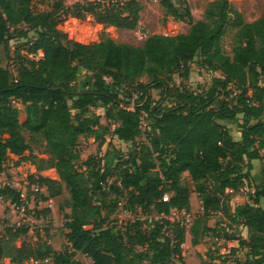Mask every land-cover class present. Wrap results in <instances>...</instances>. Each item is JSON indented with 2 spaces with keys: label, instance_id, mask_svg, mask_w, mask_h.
I'll return each mask as SVG.
<instances>
[{
  "label": "trees",
  "instance_id": "obj_1",
  "mask_svg": "<svg viewBox=\"0 0 264 264\" xmlns=\"http://www.w3.org/2000/svg\"><path fill=\"white\" fill-rule=\"evenodd\" d=\"M32 1L0 0V49L14 38H29L31 31L36 34L28 52L20 56L16 73L2 65L0 52V173L10 154L30 150L25 133L39 137L48 158L39 160L37 170L55 168L60 179L38 175L31 182L43 188L37 192L43 201L60 195L65 185L70 211L64 215L63 236L70 247L56 251L51 244L34 245L20 238L26 229H17L12 236L20 238V244L13 253H7L0 242V264L6 256L17 264L32 258H49L48 264H80L74 258L77 253L91 257L93 264H186L182 253L186 229L180 221L151 219L148 223L138 218L122 228L104 212L110 195V200L124 196V208L132 213L168 215L173 208L189 210L190 189L182 180L185 172L203 206V214L189 229L192 244H199L209 232L219 236L206 218L220 210L232 225L248 230V238L225 236L239 243L231 253L246 250L245 258L236 263L264 264V182L233 211L226 204V189H239L251 179V161L264 158V15L248 22L230 0H213L205 8L204 19L195 21L187 0L178 5L160 0L167 15L191 24L187 33L152 34L143 45L111 37L83 43L60 28L62 15L70 13L82 20L92 13L98 23L135 29L140 4L87 0L69 7L64 0H37L51 8L35 11ZM103 4V12H97ZM229 27L235 29L232 55L223 45ZM40 50L43 56L37 57ZM197 55L202 66L221 71L223 77H213L207 86L191 91L182 80L189 78ZM83 70L85 78L78 82ZM174 74L180 83L173 82ZM132 84L135 88L127 92L128 98L121 97L117 88ZM154 90L160 91L158 96ZM96 106L105 107V117L118 123L113 134L132 148L127 158L117 149L107 150L103 165L89 156L82 169L77 166L80 138L90 136L92 143L103 145L109 131L101 115L93 113ZM144 113L147 127L142 131ZM224 121L238 125L239 140ZM25 157L35 161L30 153ZM107 178L112 183L103 189L101 182ZM166 193L169 200L163 201ZM219 194L225 195L223 202ZM0 195L20 202L19 191L11 185L0 186ZM112 203L110 213L117 206ZM165 224L176 235L174 246L164 235Z\"/></svg>",
  "mask_w": 264,
  "mask_h": 264
},
{
  "label": "rangeland",
  "instance_id": "obj_2",
  "mask_svg": "<svg viewBox=\"0 0 264 264\" xmlns=\"http://www.w3.org/2000/svg\"><path fill=\"white\" fill-rule=\"evenodd\" d=\"M124 0H121L123 3ZM140 6V18L138 21V26L135 29H124L118 28L116 26L105 25L98 23L95 19V15L92 13H86L84 19L79 20L70 13L68 15H62L64 18L60 28L68 34L69 37L76 41L89 43L99 41L103 37H111L118 42H128L135 45H143L146 38L152 34H170L176 35L178 33H187L190 30L191 24L186 21H181L174 19L173 17L166 14V11L161 4L160 0H136ZM175 4H182L183 0H173ZM191 8L193 18L195 21L204 19V11L207 4L213 0H187ZM232 4L240 10L246 21H254L264 15V0H230ZM65 4L69 7L76 3H85L87 0H64ZM105 4V3H104ZM104 4L96 9V11L103 12ZM35 11L49 10L51 4L39 3L37 0H33L32 4ZM235 29L229 27L226 34L223 37V45L226 52L232 55V42L233 34ZM36 34L34 31L30 32L29 38H14L8 42L7 45L1 47V58L2 65L8 67L12 73L17 72V68L20 63V56L25 55L30 47L29 42L35 38ZM31 55H33L31 53ZM43 52L38 51L37 57H42ZM191 71H200L205 73L207 76L205 78L213 79L216 74H223L221 71L209 69L207 66H202V57L197 55L194 62L191 64ZM191 73V72H190ZM191 75V74H190ZM85 78V71H81L78 74V82ZM173 82L180 83L181 78L174 74ZM144 81L145 78H142ZM172 82V83H173ZM209 82L193 80L189 77L186 80H182L186 89L188 90H198V86ZM210 84V82H209ZM135 84L129 85L128 87H119L117 91L121 97L128 98L127 92L133 91ZM160 91L154 90V95L158 96ZM128 100V99H125ZM130 106H133V99H130ZM16 103L21 107V103L16 101ZM72 104V101H69ZM93 113L101 115V122L103 125H107L109 131L105 137V142L103 145H98L97 143H92L90 141V136H82L78 142L77 150L80 152V159L77 162L79 168H84V163L89 156H93L96 160L103 165L104 156L107 150L117 149L122 153L124 158H127V154L132 148V144L125 143L117 139L116 135L113 134L114 124L117 121L114 119H107L104 115L105 107L96 106L92 109ZM240 119L242 115H239ZM147 122V120H146ZM29 143L30 150L25 151L20 155L10 154L7 161L4 164V176L5 180L1 181L0 186L4 184H9L16 188L18 191L25 190L28 198L35 197L34 202L30 204L27 208L25 214L20 211H15L8 200H0V242H2L7 250V253H13V248L20 244V238H25L32 244H51L56 251L68 250L70 245L64 239L63 228L65 223V214L70 211L68 207V202L70 198L69 192L66 190L65 185L62 183V193L58 196L50 197L52 200V207L49 211L44 212L45 220H37L36 215L38 211L45 209L47 202H43L38 209V195L33 191L34 183L31 182L32 176L43 175L50 177L55 180H59L60 177L55 168H48L42 171L37 170V165L39 160L43 158H48L45 154L44 143L41 142L38 136H32L29 133H25ZM143 137H140L141 140ZM30 153L34 156L35 161L26 159V155ZM33 160V159H32ZM34 162V163H33ZM1 172V173H2ZM182 180L188 185L190 189V201L191 207L189 212L192 214L191 218L193 220L203 214L202 199L198 195L195 184L186 173L183 174ZM264 178L261 181L245 180L244 184L236 191L228 190L226 197V204H228L230 210L244 201L248 200L251 193V188L258 184H262ZM125 194V191L124 193ZM112 195L107 198V208L105 209V214L109 212V220H114L118 226L122 228L126 227L127 223H131L134 220H146L150 223V217L153 214H142L140 210L133 212L132 215H126L124 213L125 207V197L121 196L119 199H111ZM49 199V200H50ZM116 202L117 206L115 210L110 213V206L113 205L112 202ZM261 204L264 206V198L261 199ZM41 213V212H40ZM39 213V214H40ZM180 217H182L180 215ZM208 224L215 228V231L219 236H215L213 232H209L200 239L198 245H193L190 241V234L186 233L185 245H182L183 258L186 264H237V259H244L246 255L245 249H239L236 253H231L233 247L237 248L239 245H234L233 239H226V235L234 237H244L248 238V230L245 226L241 224H231L230 219L222 213L220 210L212 211L210 215L206 218ZM147 223V224H148ZM24 230L27 232L22 233L20 238L13 237L12 234L15 230ZM230 240V241H229ZM230 242V245H229ZM143 247L140 246L139 249ZM80 264H93V260L86 254L77 253L75 257ZM1 264H17L10 260L9 256L4 257L1 260ZM21 264H48L40 260L28 259ZM171 264V263H170Z\"/></svg>",
  "mask_w": 264,
  "mask_h": 264
},
{
  "label": "built area",
  "instance_id": "obj_3",
  "mask_svg": "<svg viewBox=\"0 0 264 264\" xmlns=\"http://www.w3.org/2000/svg\"><path fill=\"white\" fill-rule=\"evenodd\" d=\"M109 1H112L113 3H116L119 0H109ZM106 80L110 81L111 79L110 78H106ZM129 108H133V106L132 107L129 106ZM140 120H141L140 127H141L142 131H145V129L147 127V122H146L147 114L144 113L141 116ZM116 125L114 124L113 127L115 128ZM5 179H6V177L4 176V172L0 173V183H1V181L5 180ZM112 180H113L112 178H107L105 181H102L101 185H102L103 189H108L110 184L112 183ZM4 185H6V184H4ZM7 185H9V184H7ZM42 190H43V188L40 187L37 184H35L33 186V191L36 194V196H37V192L42 191ZM228 190L229 189H226V193H227ZM255 190H256L255 187H252L251 188V193H255ZM19 193H20V202L19 203H13L10 200H8V202L10 203L11 207L15 211H20L23 214V216H26L25 212H26L27 208L30 206V204L32 202H34L35 197H33L32 199L28 198L27 193H26L25 190L19 191ZM219 196L221 198V201L223 202L225 200V195L219 194ZM4 199H5L4 196L0 195V200H4ZM49 199L46 200V201L38 199V204H39L38 209H39L40 205L43 202H47L48 204L45 207L50 209V207H52L53 204H52V200L51 199L49 200ZM162 199H163V201H168L169 200V195L167 193L164 194ZM124 213L126 215H132V212L130 210H128V209H124ZM180 215L182 217H180ZM191 216H192V214L189 212V210L173 208V209H171V211H170V213L168 215L153 213L151 215V217H150V220L154 219L156 221H159L160 223L163 222V219L169 220L172 223H174L176 221H180L181 224H183L185 226L186 233H187V232H189V229H190L191 224L193 222V218H191ZM36 217H37V220H39V221H44L45 220V216H44L43 212H41L40 214L36 215ZM163 232H164L165 236L170 238V244L172 246H174L176 244V242H177V239H176V235L173 232V228L171 226H169L168 224H165L164 227H163ZM43 262L44 263L49 262V258H46L45 260H43Z\"/></svg>",
  "mask_w": 264,
  "mask_h": 264
},
{
  "label": "crops",
  "instance_id": "obj_4",
  "mask_svg": "<svg viewBox=\"0 0 264 264\" xmlns=\"http://www.w3.org/2000/svg\"><path fill=\"white\" fill-rule=\"evenodd\" d=\"M192 70V69H191ZM191 75L189 77H191V79L193 80H199V81H204L206 79V81H210L211 78H205L207 75L205 73H201L200 71H196V72H193L191 71L190 73ZM214 77H223L221 74H216V76ZM209 82L203 84V85H208ZM224 123L228 124L232 131H231V134L233 135L234 139L235 140H239L240 137H241V132L239 130V127L237 124H234L233 122H229V121H224ZM118 139V138H117ZM120 140V139H119ZM121 141V140H120ZM123 142V141H122ZM261 154L264 155V149L261 150ZM251 164H252V169H251V172H250V180H253V181H261L263 178H264V172H263V166H264V158H257V159H254L251 161ZM186 174L189 175L188 172H185ZM232 190V189H230ZM234 191V190H233ZM228 194V193H227ZM190 234V241L192 240V235L190 232H187V235ZM230 241V240H229ZM192 242V241H191ZM230 242H233L234 245H239L238 241L237 240H232ZM230 242H229V245H230ZM184 245L186 244L185 242L183 243ZM182 244V245H183ZM198 245V244H197Z\"/></svg>",
  "mask_w": 264,
  "mask_h": 264
}]
</instances>
